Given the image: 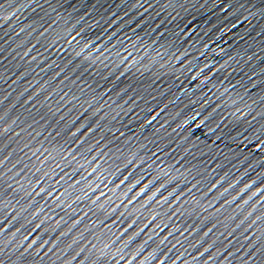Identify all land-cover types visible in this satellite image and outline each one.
I'll list each match as a JSON object with an SVG mask.
<instances>
[{
    "label": "water",
    "instance_id": "1",
    "mask_svg": "<svg viewBox=\"0 0 264 264\" xmlns=\"http://www.w3.org/2000/svg\"><path fill=\"white\" fill-rule=\"evenodd\" d=\"M0 5V264H264V0Z\"/></svg>",
    "mask_w": 264,
    "mask_h": 264
},
{
    "label": "snow or ice",
    "instance_id": "2",
    "mask_svg": "<svg viewBox=\"0 0 264 264\" xmlns=\"http://www.w3.org/2000/svg\"><path fill=\"white\" fill-rule=\"evenodd\" d=\"M0 7H2V5H0ZM14 15V14H13Z\"/></svg>",
    "mask_w": 264,
    "mask_h": 264
}]
</instances>
